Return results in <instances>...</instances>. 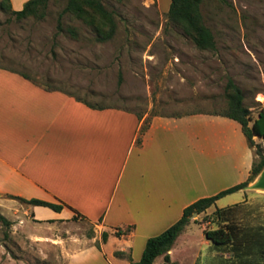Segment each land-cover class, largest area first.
I'll list each match as a JSON object with an SVG mask.
<instances>
[{"label":"rangeland","instance_id":"obj_1","mask_svg":"<svg viewBox=\"0 0 264 264\" xmlns=\"http://www.w3.org/2000/svg\"><path fill=\"white\" fill-rule=\"evenodd\" d=\"M66 1L45 0L36 15L21 19L0 8V67L94 106L146 114L143 124L152 115L226 112L228 79L240 88L250 118L264 107V0H202L199 9L212 32L213 49H198L157 10L155 0H98L115 23L105 41L96 40L83 19L69 13L59 17ZM245 186L188 216L167 264H264V190ZM234 203L240 206L227 222L212 218L215 208ZM0 214L10 221L8 226L0 222V264H69L92 246L83 264H107L93 258L100 251L95 245L105 242L103 252L111 263L127 264L128 258L109 255L121 256L115 249L125 244L119 239L125 234L115 236V229L77 215L34 224L21 209ZM227 223L235 228L228 242L216 244L204 237V229ZM145 240L133 239L131 260L139 259ZM161 263V256L153 262Z\"/></svg>","mask_w":264,"mask_h":264},{"label":"crops","instance_id":"obj_2","mask_svg":"<svg viewBox=\"0 0 264 264\" xmlns=\"http://www.w3.org/2000/svg\"><path fill=\"white\" fill-rule=\"evenodd\" d=\"M25 1L9 0L15 10ZM169 1L155 0L157 10L165 13ZM145 115L91 108L0 67V211L21 209L34 224L77 215L101 228L129 227L115 249L121 256L109 254L125 259L135 237L143 243L189 203L247 178L254 155L235 120L203 111L152 115L139 132ZM19 198L61 208L17 204ZM105 243L93 258L112 264ZM92 250L69 264H83Z\"/></svg>","mask_w":264,"mask_h":264},{"label":"trees","instance_id":"obj_3","mask_svg":"<svg viewBox=\"0 0 264 264\" xmlns=\"http://www.w3.org/2000/svg\"><path fill=\"white\" fill-rule=\"evenodd\" d=\"M44 1L45 0H26L20 9L14 10L11 8L9 0H0V8L14 16V18L21 19L29 15H36L40 9V5H44ZM201 1L202 0H170L165 14L169 21L181 27L183 33L198 49H213L215 44L212 32L206 25H204L200 13L199 5ZM62 13H69L76 18L83 19L86 24L93 29L96 40L98 41L108 40L114 32V20L111 17L110 12H108L98 0H67L59 13V17ZM57 28H61L59 21L57 23ZM17 73L24 78L31 80L26 74L20 72ZM31 81L45 89H52L38 84L34 80ZM225 92L227 98V111L217 114L231 118L240 125V129L246 139L247 145L253 151L254 158L247 178L241 182L219 190L213 195L198 198L183 207L181 215L176 221L170 224L159 234L146 238L139 259L133 261L128 257L127 264H153L155 258L158 256L162 257L161 264L169 263L170 257L168 251L177 236L185 230L188 223V216H190L193 212L200 213L212 205L218 198L243 188L264 165V153L262 151V146L260 145V139H264V108L260 107L257 110L255 117L250 118L248 108L242 103L241 90L232 82L231 79L227 80ZM67 94L73 96L72 94ZM73 97L91 108L102 107L91 105L82 99L75 96ZM145 127L146 122L142 124L139 132H142ZM254 135L258 137L259 142L253 140ZM18 200L31 205L47 206L55 211H58L61 208L60 204L36 198H19ZM239 206L240 204L234 203L223 208H215L212 211L211 216L212 218L227 222L228 216L230 217V215L237 210ZM0 222L5 226L10 224V221L1 214ZM228 224L229 223H227L225 227L220 226L213 229H204V237L216 244L228 242L231 239L232 230L235 229L233 226ZM128 231L129 227L125 228L124 231L115 229L114 235L119 236L120 234H127ZM105 239L106 234L103 232L101 234V240L104 242ZM95 246L97 249H100L98 244ZM115 254L121 255L122 252L116 251Z\"/></svg>","mask_w":264,"mask_h":264},{"label":"water","instance_id":"obj_4","mask_svg":"<svg viewBox=\"0 0 264 264\" xmlns=\"http://www.w3.org/2000/svg\"><path fill=\"white\" fill-rule=\"evenodd\" d=\"M245 187L247 189L264 190V165L256 174L255 178ZM195 214L196 212H193L190 217Z\"/></svg>","mask_w":264,"mask_h":264},{"label":"built area","instance_id":"obj_5","mask_svg":"<svg viewBox=\"0 0 264 264\" xmlns=\"http://www.w3.org/2000/svg\"><path fill=\"white\" fill-rule=\"evenodd\" d=\"M260 142L262 143V145H264V139H260Z\"/></svg>","mask_w":264,"mask_h":264}]
</instances>
